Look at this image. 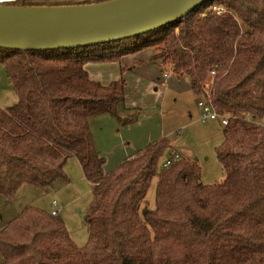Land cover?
<instances>
[{
    "label": "trees",
    "instance_id": "trees-1",
    "mask_svg": "<svg viewBox=\"0 0 264 264\" xmlns=\"http://www.w3.org/2000/svg\"><path fill=\"white\" fill-rule=\"evenodd\" d=\"M146 48L154 49L152 60L161 61L164 75L188 77L194 93H209L214 109L230 116L216 146L223 181L204 183L192 157L161 167L172 147L168 138L105 172L90 120L117 117L126 80L104 84L86 65L120 61ZM0 63L18 97L0 107V194L6 203L24 185L53 190L69 182L65 168L72 157L93 184L84 245L63 219L29 205L0 229L2 264H264V0H207L168 25L110 43L0 47ZM156 178L152 209L147 196Z\"/></svg>",
    "mask_w": 264,
    "mask_h": 264
},
{
    "label": "rangeland",
    "instance_id": "rangeland-1",
    "mask_svg": "<svg viewBox=\"0 0 264 264\" xmlns=\"http://www.w3.org/2000/svg\"><path fill=\"white\" fill-rule=\"evenodd\" d=\"M77 2H85V0H27L28 5H63ZM215 8H220L222 11L225 9L218 5H214L213 9ZM157 63L152 65L150 70L156 66L157 71L164 77V73L161 71V61L158 60ZM145 68L146 66L144 70ZM117 76H121L120 73ZM138 76L125 77L127 80L125 100L117 107V117H99L96 120L98 121L97 127L95 125L93 131L96 136L102 137V133L111 132L112 137L119 140L111 141L110 146L104 140H97L95 144L102 152L96 146L98 151L106 158L105 171L115 169L118 166L116 165L119 160L118 154L126 152V150H120L124 143L121 142L123 139L133 138L135 141L133 145L139 147L140 144H148L146 142H153V140L156 142L162 138H168L179 150L180 155L192 157L198 161L202 168V181L204 183L211 184L223 181L225 173L216 154V146L223 141V125L217 119H201L202 112L198 106L201 96L189 88L188 77L178 78L169 73V78L175 81H170L168 86H162L152 82V79H146L145 74ZM155 87H158V90H155ZM17 101V94L11 87L4 67L0 63V107L6 108ZM130 105L135 106V109L126 108ZM125 112H130V115L121 116ZM126 120L131 122L122 126L121 121ZM167 159L168 153L162 157L161 167ZM67 175L72 181V186L61 193L64 196L63 200H71V203L67 209L69 216L67 217L66 214L63 220L70 235L75 238L74 241L78 245H83L88 240L84 215L92 199L93 186L85 181L84 176H79L75 172H67ZM156 184L157 178L147 196L149 207L152 209L155 208ZM59 197L54 192L44 194L35 187L28 186L16 194L13 207H15L14 210H19L18 212L29 205L50 211L53 200L59 201ZM60 200L62 202L61 197ZM21 204H24L23 207ZM10 207L0 198V229L11 218L9 217ZM1 259L0 254V262Z\"/></svg>",
    "mask_w": 264,
    "mask_h": 264
},
{
    "label": "water",
    "instance_id": "water-1",
    "mask_svg": "<svg viewBox=\"0 0 264 264\" xmlns=\"http://www.w3.org/2000/svg\"><path fill=\"white\" fill-rule=\"evenodd\" d=\"M207 0H104L63 5L0 4V47L71 49L110 43L168 25Z\"/></svg>",
    "mask_w": 264,
    "mask_h": 264
},
{
    "label": "crops",
    "instance_id": "crops-1",
    "mask_svg": "<svg viewBox=\"0 0 264 264\" xmlns=\"http://www.w3.org/2000/svg\"><path fill=\"white\" fill-rule=\"evenodd\" d=\"M85 1L97 2V0H85ZM79 3H84V2H77V3H72V4H79ZM44 5H46V4H44ZM153 55H154V49L153 48H146V49H144L142 51H139V52H136V53L127 54V55L123 56L120 61L103 62V63L90 62V63H88L86 65V69H87V71L89 73V76L91 78H93L95 80H99L100 82H102L104 84H109L110 82H112L114 80L120 79L122 76L125 79V77H128L130 75H135V76L139 77L138 76L139 74H141V75L145 74L146 79H152V82H154L155 84H160L162 86H168L170 84V81H175V80H172L171 78H169V76H166V75H164V77H163L157 71L156 66L153 67L154 69L150 70L152 68V65L158 64L156 61L152 60ZM146 61H148V62L145 63ZM139 65H141V66L139 67ZM145 66H146V68L144 70ZM140 69H142V70H140ZM117 71H119V72H117ZM118 73H120L121 76H117ZM109 77H111V78H109ZM126 82H127V80H126ZM189 88H191L190 87V81H189ZM155 90H158V87H155ZM126 108L131 110V109H135V106H131L130 105V106H126ZM121 109H123V108H121ZM128 115H130V112H125L124 114H121V116H123V117L124 116H128ZM99 117H113V116H111L109 114H104V115H100V116L94 117V118H92L90 120V129H91L92 137H93V140H94V144H96L97 140H102V141L104 140L107 143V145L110 146L111 145V141H114V140L115 141H119L118 139L116 140V139H114L112 137L111 132L102 133V137L101 136H96L94 134L93 131L95 129V125L98 122L96 120ZM125 124H128V123H123V121H121V125L122 126L125 125ZM96 127H97V125H96ZM121 142H124V143H123V146L121 147L120 150H126V152H124V154H121V153L118 154L119 160H118L116 165H120L125 160H128V159L136 157L145 148H147L150 144L154 143L155 141L153 140V142H146V143H148L146 145L144 143L140 144L139 147H135L133 145L135 141H134L133 138H130V137L128 139H123ZM171 144H172V142H171ZM95 146H97V145H95ZM113 146H114V148H116L115 144H113ZM97 148H98V146H97ZM174 152L179 154L178 153L179 150L172 144L171 149L167 152L168 153V157H171L173 155L172 153H174ZM179 156H182V155L179 154ZM105 160H106V158H105ZM104 170H105V166H104ZM111 171H108L107 173H109ZM67 172L68 173L69 172L70 173H74L75 172L79 176H84L85 181L88 182L91 186H93V184L89 180H87V178L85 177L83 169H82V166H81L79 160L76 157H72V158H70L68 160V162L66 164V173ZM80 180H82V179H80ZM71 183H72V181H69L67 183H63V182L58 183L57 187L55 189H53V190H46V189L38 188V187H35V186H33V187L38 189L41 193L43 192L44 194H49L51 192H54V193H56L58 195V197L59 196L61 197L62 202L60 200V197H59V201H57V199L53 200L52 209L50 211L51 212L56 211V216H58L59 218L63 219V217L66 216V214H67V217L69 216L68 213H67L68 212L67 209H69L68 205H69V203H71V200L64 201L63 200L64 196H63V193H61V192L63 190H65V189L70 188L72 186ZM78 185H80V184H78ZM28 186L30 187L32 185H24V186H22L20 188V190H22L23 188L28 187ZM92 192H93V189H92ZM0 198L2 199L3 202H5L6 205L11 206L9 208V210H10L9 211V217H11L10 218V220H11L12 218H14L19 213L18 212L19 210H14L15 207H13L14 206L13 203L15 201V198L10 204L6 203L4 197L1 194H0ZM65 199H66V197H65ZM23 205L24 204H21L22 207H23ZM67 221H68V218H67ZM72 238L75 239L73 236H72ZM2 263H3V260L1 259L0 264H2Z\"/></svg>",
    "mask_w": 264,
    "mask_h": 264
},
{
    "label": "built area",
    "instance_id": "built-area-1",
    "mask_svg": "<svg viewBox=\"0 0 264 264\" xmlns=\"http://www.w3.org/2000/svg\"><path fill=\"white\" fill-rule=\"evenodd\" d=\"M17 0H13V1H1L0 4H3L4 3H7V2H15ZM215 11H217V13L221 14L223 13L224 11H222V9L220 8H215L213 9ZM216 71L215 70H212L211 71V74L212 75H215ZM167 76V75H166ZM211 99H210V94L208 93L207 94V97H204V98H201L199 101H198V106L200 107L201 109V119L202 120H208V119H213V120H220L222 125H226L228 124V121L230 119V116L229 115H226V114H221L219 112H217L212 103L210 102ZM247 119L251 120L252 118L250 116H247ZM173 155L171 157H168V159L165 161V163L163 164L162 167H166L167 165H169L171 163V161L173 159H177L179 158V154L177 153H172ZM54 215H56V211H53L52 212Z\"/></svg>",
    "mask_w": 264,
    "mask_h": 264
},
{
    "label": "bare ground",
    "instance_id": "bare-ground-1",
    "mask_svg": "<svg viewBox=\"0 0 264 264\" xmlns=\"http://www.w3.org/2000/svg\"><path fill=\"white\" fill-rule=\"evenodd\" d=\"M1 1H13V0H0V2H1Z\"/></svg>",
    "mask_w": 264,
    "mask_h": 264
}]
</instances>
